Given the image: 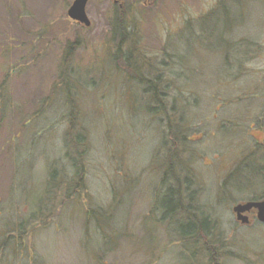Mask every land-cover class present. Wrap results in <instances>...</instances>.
Wrapping results in <instances>:
<instances>
[{"label":"rangeland","instance_id":"obj_1","mask_svg":"<svg viewBox=\"0 0 264 264\" xmlns=\"http://www.w3.org/2000/svg\"><path fill=\"white\" fill-rule=\"evenodd\" d=\"M72 2L0 0V235L31 219L0 264H264V223L233 212L264 200V0H89V27ZM129 46L140 67L117 61ZM162 67L170 119L135 80ZM179 180L185 213L149 234ZM192 213L216 227L180 237Z\"/></svg>","mask_w":264,"mask_h":264},{"label":"trees","instance_id":"obj_2","mask_svg":"<svg viewBox=\"0 0 264 264\" xmlns=\"http://www.w3.org/2000/svg\"><path fill=\"white\" fill-rule=\"evenodd\" d=\"M125 2V1H124ZM124 4V3H123ZM125 5V4H124ZM222 5V3L220 4ZM217 6V7H221V6ZM225 7V6H224ZM216 9V8H215ZM117 14L119 13L120 14V11L119 9L117 8ZM213 12L207 14L206 16H204L202 18L203 21L205 20H208L210 17L212 18L213 17ZM117 16V15H116ZM121 19V26H123V20L122 18ZM120 19H117L118 23H120ZM129 20V18H128ZM127 22V20H126ZM188 27H191L192 26V23H188L187 24ZM116 30H118L117 34L120 36V34L122 35V31H123V35L121 36L123 39L125 38V36H130L132 39H133V42H134V46H135V50L139 48V39L142 38L141 35H140V32L139 30L135 27L131 30V32L127 33L125 35V30L118 28L116 27ZM193 30V29H192ZM200 31H203L201 28H200ZM203 33H205L203 31ZM194 35V33H193ZM134 37V38H133ZM195 39L196 40H199V41H202L204 39V36H200V35H194ZM133 44V43H132ZM130 45V44H129ZM129 50H131L132 52H127V53H124V54H120L119 50H120V47H118V53L115 54L116 58H117V61L118 59H122V61H124L126 63V67L127 68H132V66L135 64H137V67H140V62L141 60L143 59L141 57V55H139L138 52H134L132 49L133 47L129 46L128 47ZM165 47L163 48V51H164ZM139 51V49H138ZM129 53V54H128ZM135 53V54H134ZM165 53V52H164ZM135 55V57L132 58V56ZM162 56V52H158L157 54V58H160ZM229 56L227 55V59ZM153 59V58H152ZM145 63H147L148 61H144ZM229 64V63H228ZM163 67H167L166 63H163L161 64ZM136 67V68H137ZM161 70H157L156 72V75L155 77L152 78L153 81H151L150 79H145L143 76L141 78H134L135 80H138L139 83H144L145 85H149V89H150V92L153 93V95H150L151 99H154V103H158L157 106H161L160 108H163L164 111H159V113H164V116L166 117V119H170L171 118V113L173 112V107H169V108H166L163 101L161 99H158V97L161 94V92L158 91L159 89V85H162L164 83V80L162 81L163 77H162V71H163V68ZM142 75V74H141ZM130 79H132L131 77H129ZM147 78H149V76H147ZM141 86V84H140ZM146 92L148 91L145 90ZM160 94V95H159ZM163 96V95H162ZM160 98V97H159ZM164 105V107H163ZM168 123V131H167V134L171 137V140L174 142H179L181 143V140L178 138L177 136V133L174 132V127L171 126V121L167 122ZM73 120H72V125H73ZM71 125V126H72ZM79 135H81L83 137V135L81 134V132H79ZM172 136H174L172 138ZM80 137V136H79ZM81 138V137H80ZM165 141L167 140V138L164 139ZM173 157H176L175 154L173 155ZM75 163V161H74ZM73 163V164H74ZM49 174H48V181H47V190L45 191H48V190H51L52 188L55 187V191L59 194L61 193V191H58L59 187H62V182H66L65 179H62V181L58 182L56 180L55 183L54 180L55 178L57 177V171L53 170V169H49ZM173 171V170H172ZM78 173H76V176L73 177V179H75L76 177H78ZM64 180V181H63ZM82 181V179H80ZM63 187L62 188H67L65 187V183H63ZM180 187V184L177 183V187H175V192L173 195H170L168 192H165L162 197L158 196V208H160V213L162 211V216H161V219H158L156 220V217L154 216V219L153 218H150V221L149 223H145V226H146V229L149 228V234H151V229H150V226L151 225H156L157 227L159 226V224H161L163 221H166L168 220L169 221V224H170V221L173 220L175 217H179L180 214H184L185 213V209H180L181 208V203L183 201V195H182V192L181 193H177V190H181V189H177ZM82 188H80L81 190ZM43 195V193H42ZM71 195V194H70ZM69 195V196H70ZM60 196V195H59ZM264 199V198H262ZM39 210V209H38ZM186 211L189 212V209H186ZM34 212H37V210L35 209ZM32 212V213H34ZM190 214V212H189ZM189 216V220H188V223L185 225L184 223H181L177 226V231L179 233V236H184V237H192V236H196L195 238H199V235L201 233H209V231L213 230L216 225L214 223H212L211 221H209L208 218H204L202 217V215H194V213H192V215H188ZM31 220V219H30ZM30 220L27 221V220H24V218L22 219V221H18L16 222L15 224L13 222H10L8 224H6L4 226L5 229H3L1 231V235L0 237L2 238V241H0V246H1V249L5 248V247H10V246H13V253L15 254H18L20 253V247L24 246L25 242V236L28 234V229L30 228ZM12 230V227L15 226ZM163 225V224H162ZM161 227V226H160ZM12 231V232H11ZM153 234L155 235V232H153ZM13 235V236H12ZM196 239V240H197ZM25 249H27V245L25 246ZM23 252H25L23 250Z\"/></svg>","mask_w":264,"mask_h":264},{"label":"water","instance_id":"obj_3","mask_svg":"<svg viewBox=\"0 0 264 264\" xmlns=\"http://www.w3.org/2000/svg\"><path fill=\"white\" fill-rule=\"evenodd\" d=\"M88 2L89 0H73L67 10V16L71 20L78 22L85 27H89L91 25V21L86 11ZM253 208L257 209V219L264 223V200L249 201L235 205L233 207V212L236 214L237 221L241 224H249V218L247 215H244V213L252 210Z\"/></svg>","mask_w":264,"mask_h":264},{"label":"flooded vegetation","instance_id":"obj_4","mask_svg":"<svg viewBox=\"0 0 264 264\" xmlns=\"http://www.w3.org/2000/svg\"><path fill=\"white\" fill-rule=\"evenodd\" d=\"M121 3L118 5L119 7H121ZM116 6V5H115ZM118 9H120V8H118ZM109 10V9H108ZM120 11V10H119ZM112 12V11H111ZM135 64V63H134ZM161 64H163V63H161ZM173 142V141H172ZM175 144H176V142H174ZM167 169H169V173H171V174H169V180H167V183H169V182H173V180H174V177H173V175H172V173H173V167L171 166V165H169V163H168V167H167ZM180 185H181V182H180V180H179V182H178ZM184 184H186V183H184ZM174 183H173V185H170L169 186V188L167 189V191H165V192H168L170 195H173V192H174ZM179 189H181V187H179ZM164 192V193H165ZM163 193V194H164ZM157 205H158V202H157ZM156 205V206H157ZM237 205V204H236ZM157 209H160V208H158V206H157ZM180 209H183L182 207L180 208ZM187 209H188V207H187ZM256 215L255 217H256V219H257V209H255V208H253L252 210H250V211H248V212H245L244 213V215H247L248 216V218H249V221L251 222V220H250V216L251 215ZM258 220V219H257ZM259 221V220H258ZM250 222H249V224H250ZM260 222V221H259ZM240 223V222H239ZM245 225H248V224H245Z\"/></svg>","mask_w":264,"mask_h":264}]
</instances>
